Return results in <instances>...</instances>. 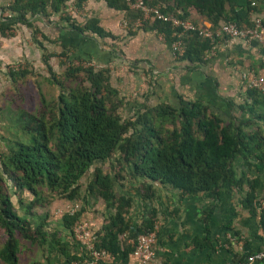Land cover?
<instances>
[{
    "label": "trees",
    "instance_id": "trees-1",
    "mask_svg": "<svg viewBox=\"0 0 264 264\" xmlns=\"http://www.w3.org/2000/svg\"><path fill=\"white\" fill-rule=\"evenodd\" d=\"M66 1L8 0L0 5V35H10L18 25L29 28L30 38L43 50L41 62L50 74L48 80L59 88L53 99H46L39 93L37 108L31 112L12 109L10 104L5 107L7 117L0 124L3 131L0 134V230L3 234L0 262L3 264H17L22 240L44 247L42 252L47 255L58 249L67 262L81 261L80 255L69 251L71 244L65 242V232L54 227L48 229L45 217L31 225L25 216L33 206L42 207L49 198H61V208L75 203L77 208L73 214L53 211L54 216L52 213L53 218L61 221V227L71 234L72 225L85 209L76 199L86 202L87 195L100 197L107 208L113 209L102 220L100 229L94 231V246L111 254L107 264H127L132 247L126 238L120 240L119 234L130 231V223L124 218L130 197L122 193L116 196L113 191L114 179L122 177L119 175L121 169L126 170L129 179L141 180L135 191L147 199L154 196L152 182L168 185L183 194L203 192L216 197L241 186L244 176L236 172L234 159L240 155L246 163L248 157L255 155L250 142L258 143L257 132L245 133L233 122H224L199 99L181 101L177 106L164 101L155 105L143 104L129 115L121 116L118 110L121 100L117 97L118 90L109 83L108 69L84 65L90 62L78 60L65 53L64 48L57 53L46 51L42 44V40H56L48 39L35 24V19L49 14L61 15ZM82 1L75 0V6ZM104 1L108 7L124 11L129 22L141 16L138 10L129 9L124 0ZM143 1L147 6L157 5L165 14L202 22L191 16L190 12L194 11L210 24V29L222 22H233L239 28L248 27L252 15L260 13L264 26V0ZM5 10L7 15L2 16ZM60 20L86 35H111L98 25L95 16L85 19L81 25L66 14L60 16ZM142 27L163 33L165 40H170L167 23L155 20ZM37 33L40 36H36ZM259 43L262 44L251 42L252 45ZM183 44V52L176 60L192 65L205 63L204 51L210 47L207 38L191 33L184 36ZM52 56L63 57L62 61L67 63L61 78L54 76L48 62ZM28 73L23 66H10L6 74L8 80L15 83ZM66 78L70 84H64ZM244 89L252 97L257 91ZM104 160H109L115 174L95 167L80 196L78 180L94 162ZM246 180L248 188L241 197V204L254 211L255 184L251 178ZM24 194L29 196L27 200ZM11 195L16 197L18 207H23L25 216L18 214ZM47 214V206H44V215ZM260 220L264 230L263 215ZM152 228L153 217L150 215L143 218L127 237L133 239Z\"/></svg>",
    "mask_w": 264,
    "mask_h": 264
},
{
    "label": "crops",
    "instance_id": "crops-1",
    "mask_svg": "<svg viewBox=\"0 0 264 264\" xmlns=\"http://www.w3.org/2000/svg\"><path fill=\"white\" fill-rule=\"evenodd\" d=\"M7 2L0 0V5ZM190 13L195 20L208 24L194 11ZM63 14L80 25L85 19L95 16L98 25L111 35L99 37L80 33L65 20H60ZM123 21L127 26H123ZM133 23L128 21L124 11L108 7L104 0H84L79 6H75V0H67L61 15L49 14L35 19L39 30L48 39L56 40H43L50 51L58 52L64 48L65 53L78 60L89 61L95 68L108 69L110 85L121 95L125 94L129 109L131 103L143 100L146 94L148 98H163L173 106L181 101L199 99L224 122H233L245 133L257 132L258 143L250 142L255 155L248 157L246 163L240 155L234 159L236 172L244 176L241 186L221 192L216 197L203 192L183 194L168 185L152 182L154 196L147 199L135 191L141 180L125 176L122 184L117 186L124 196L130 197L129 207L124 213V218L130 223V231H124L125 237L143 218L153 217L156 232L151 264H223L230 260L239 261L248 252L263 250L264 230L258 204L264 199V92L256 91L254 97L249 95L239 72L248 69L264 79V32L262 44L229 39L221 43L215 55L207 58L205 63L192 65L174 59L167 41L160 38L159 32ZM19 33L30 38V29L23 25L14 28L10 35H0V61L23 55ZM21 43L27 44V51L35 47L25 40ZM249 178L255 184L254 211L241 204V197L248 188L246 179ZM47 211V216L43 213L34 221L45 217L48 229L54 227L65 232L64 240L71 244L69 251L80 255L71 234L61 227L58 218L50 216L53 210ZM111 212L113 209L98 201L95 214L85 208L80 218L87 220L96 232ZM54 254L59 255L58 258L62 256L58 249ZM62 257V264H75V260L67 262ZM128 262L134 264L131 259Z\"/></svg>",
    "mask_w": 264,
    "mask_h": 264
},
{
    "label": "built area",
    "instance_id": "built-area-1",
    "mask_svg": "<svg viewBox=\"0 0 264 264\" xmlns=\"http://www.w3.org/2000/svg\"><path fill=\"white\" fill-rule=\"evenodd\" d=\"M127 7L131 10H138L140 17L134 21V26H143L148 22L158 20L167 23L169 26L170 40L167 42L171 55L177 59L183 52V38L185 35L196 33L198 36L207 38L210 47L204 51V58H210L215 55L221 43L229 39H240L246 43L252 41H262L264 27L261 23L262 15H252L251 26L239 28L233 22H222L218 26L210 29V24L205 22H194L189 19H181L176 16L165 14L160 11L157 5L147 6L143 0H124ZM7 15V11L2 16ZM123 26H127L123 21ZM161 39H165L163 33H159ZM91 63L85 62L84 65ZM239 78L244 88H254L257 91L264 92V79L257 76L251 70L243 69L239 72ZM77 208L75 203L66 205L64 208L59 207V213L64 211L73 214ZM258 210L264 216V199L259 200ZM156 227L147 233H139L135 238L125 237V232L121 233L119 238L127 240L131 244V252L128 260H132L134 264H151L153 259L152 244L155 241ZM73 240L78 244L81 251V261H74L75 264H107L110 261L111 254L104 249L94 246V232L92 226L85 219H77L71 228ZM219 246V245H218ZM255 261L264 264V249L248 253L241 261H225L223 264H253ZM129 263V262H127Z\"/></svg>",
    "mask_w": 264,
    "mask_h": 264
},
{
    "label": "rangeland",
    "instance_id": "rangeland-1",
    "mask_svg": "<svg viewBox=\"0 0 264 264\" xmlns=\"http://www.w3.org/2000/svg\"><path fill=\"white\" fill-rule=\"evenodd\" d=\"M19 36V39L21 42L25 40L26 43H32L34 44L33 49H29L27 51V44L21 43V50L23 55L21 56H16L13 59H10L9 61H0V124L3 120L4 117H7V110H5V107H7L10 104V107L12 109L16 108H21L24 111L31 112L35 108H37L38 105V95L41 93L46 99H53L56 97V95L59 92V88L56 84L50 82L48 78L50 79V74L47 72L45 66L41 62V55L43 54V50H41L38 45H36L31 38L28 39V35L20 34L17 35ZM10 38V37H8ZM40 39V37H38ZM29 42H27V41ZM30 43V44H31ZM47 48L46 51H50V47H48L47 44L43 43ZM54 49V48H53ZM58 50V48H56ZM52 50V49H51ZM45 51V50H44ZM57 53L56 51H52ZM21 53V54H22ZM64 58H58L55 56H52L49 58L48 62L54 72V76L57 77H62L63 76V70L66 66V62H63ZM62 62H61V61ZM76 62H74L75 64ZM13 66L14 68L19 66V67H24L26 68L29 73L22 79L18 80L15 83H11L8 78H7V69ZM64 84H70L69 79H64ZM151 95V94H150ZM117 97L121 100V104L118 107L119 113L121 116H126L129 115L135 107H140L143 104L146 105H155L158 102H163V98L160 97H154L151 96L148 98V95L146 94L144 96L143 100H140L137 103H131V108L129 109L128 102L125 101V94L121 95V93H118ZM166 102V101H164ZM168 103V102H167ZM4 109L5 111H2ZM4 122V121H3ZM5 123V122H4ZM2 129L0 127V134H2ZM0 149H2V145L0 142ZM95 167H99L102 172L115 174L111 170V166L109 163V160H104L103 162H94L88 170L84 173L82 177L78 180L79 184V189H80V196L84 194L85 190V185L89 181L91 177V173ZM119 175L122 176L120 179L115 178L113 182V191L115 192V195L118 196L120 194V189L117 187L119 184H122L123 181H121L127 174L125 169H121L119 171ZM122 193V192H121ZM87 195V194H86ZM26 200L29 198V196L24 194L23 196ZM11 201L13 202L15 209H17V212L19 215H22V209L23 207H18L17 205V200L14 195H11L10 197ZM78 200L77 202L81 203L82 205L84 204L85 208H88L92 210V212L95 214V203L100 201L102 202V199L100 197L95 198L94 195H87L85 197V201L83 202L82 199H76ZM63 201L61 198H49L46 202L43 203L42 207L41 206H33L28 214V217L26 218L31 222V225L35 224L36 222H39L38 219L36 222L34 221L37 216H41L44 213V206H47V210L55 211L56 213H59V207H56L59 204H62ZM56 207V208H55ZM128 209V208H127ZM24 210V209H23ZM51 212L50 216H52ZM55 213V215H56ZM54 215V213H53ZM40 220V219H39ZM41 221V220H40ZM47 226V225H46ZM48 227V226H47ZM3 242V234L2 230H0V246ZM21 245L20 251L18 253V264H28L29 261L34 260L32 264H62L61 263V258L59 255L55 256V252H52L50 255H47L46 252H42L44 247H37L36 245L30 244L27 241H21L19 242ZM42 256H40V255ZM43 254V255H42ZM64 257H62L63 259ZM0 264H3L0 262Z\"/></svg>",
    "mask_w": 264,
    "mask_h": 264
}]
</instances>
